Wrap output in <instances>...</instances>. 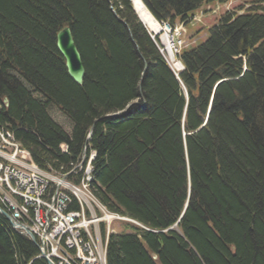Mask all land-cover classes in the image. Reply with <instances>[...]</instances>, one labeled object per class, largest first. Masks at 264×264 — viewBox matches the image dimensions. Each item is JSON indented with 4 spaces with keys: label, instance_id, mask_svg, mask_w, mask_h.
I'll list each match as a JSON object with an SVG mask.
<instances>
[{
    "label": "trees",
    "instance_id": "16d2710c",
    "mask_svg": "<svg viewBox=\"0 0 264 264\" xmlns=\"http://www.w3.org/2000/svg\"><path fill=\"white\" fill-rule=\"evenodd\" d=\"M223 1L142 0L171 26ZM233 1L175 76L131 0H0V128L64 174L93 126L92 191L145 226L111 234L107 264H264V0ZM65 26L81 84L56 48ZM38 254L0 214V264H47Z\"/></svg>",
    "mask_w": 264,
    "mask_h": 264
},
{
    "label": "built area",
    "instance_id": "2783aa9c",
    "mask_svg": "<svg viewBox=\"0 0 264 264\" xmlns=\"http://www.w3.org/2000/svg\"><path fill=\"white\" fill-rule=\"evenodd\" d=\"M8 146L13 147V152L7 150ZM23 153L13 142L11 133L0 128V203L21 224L30 228L44 246L47 256L55 259V264H69L70 260L74 264H103L97 258L107 243V238L102 236L101 223L105 220L108 223L116 216L96 205V198L87 189L94 153L90 154L83 169L81 185L64 182L27 163ZM71 194L77 195L76 208L68 211L67 206L72 204ZM87 217L97 221L92 222V227L85 231L87 237H83L84 232L78 231L76 225ZM48 226L51 232H44V227ZM93 226L96 237L87 245ZM79 241L85 244L83 250L78 247Z\"/></svg>",
    "mask_w": 264,
    "mask_h": 264
},
{
    "label": "rangeland",
    "instance_id": "374dc122",
    "mask_svg": "<svg viewBox=\"0 0 264 264\" xmlns=\"http://www.w3.org/2000/svg\"><path fill=\"white\" fill-rule=\"evenodd\" d=\"M133 8H134V6H133ZM224 8H225V6H220V7H214V6L213 7H206V6H201L200 8L196 9L193 12V16H192V17H194V19H191V21L193 22L192 23V26H194V27H190V28L188 27L189 29L186 31V33L182 32V34H181L180 37H176L175 36L173 38V41L170 44L168 43L169 46H170V48H171V50H172V52H173V57H175V55H174L175 48H177V49L179 48L178 41L180 39H183V42H185L186 45L192 42L193 45L195 46V45L203 42L208 37V34H209L208 33V30H207V27H210V26H212V24H214V22H215L214 20H215V18H217V14L220 13ZM134 11H135V9H134ZM135 13H136V11H135ZM208 17H209V20H208ZM139 20H140V18H139ZM197 21L200 22V23H206V24L205 25H198V22ZM156 22H157V20H156ZM163 22L165 23L164 25H159L157 23L158 24V29H159L157 31V33L156 32L154 33L153 31L151 32L150 30H148V28L144 24L143 25L146 27V29H147L150 37H152V40L153 41H157V44L159 46L158 50L160 49L159 51L160 52L163 51V53L165 51V53L167 55V60L169 62L175 64L176 61L170 59L169 54L165 50V46L164 45H166L165 42H168L170 40L169 38L171 37V32L167 28L177 29L178 27L175 28V27L171 26L169 23H167L166 21H163ZM165 37H167L166 40H165ZM176 58H177V56L175 57V59ZM176 60H178V59H176ZM172 67L174 69V66L173 65H172ZM49 114H50L51 118L55 122H57L59 125H61L65 130L69 131L71 129V123H70V121L56 107H51L50 110H49ZM23 154L25 155L26 159L28 160L27 153L24 152ZM20 157L22 158V156H20ZM89 174H91V170H90ZM96 201L100 205L103 204V203L101 204L97 199H96ZM75 208L76 207H71L72 210H74ZM94 222H96V220H94L93 223ZM105 222H107V220H105ZM119 222H123V221H119ZM124 225L125 224H123V223H118L117 222V223L114 224V226H113V228H112L111 231L109 230L108 223H105V227L104 226L103 227H104V231L105 232H107V231L113 232V230L114 229L117 230V228H118V232H119V231H121V227L124 226ZM92 231H94V228H93ZM99 234H100L101 241H102L103 238L101 236L100 231H99ZM102 244H104L103 241H102ZM105 261H106V264H107V253H106V260Z\"/></svg>",
    "mask_w": 264,
    "mask_h": 264
},
{
    "label": "bare ground",
    "instance_id": "6f19581e",
    "mask_svg": "<svg viewBox=\"0 0 264 264\" xmlns=\"http://www.w3.org/2000/svg\"><path fill=\"white\" fill-rule=\"evenodd\" d=\"M131 2H132V4H133V6H134V9H135V11H136V13L138 14V16H139V18H140V20L142 21V23L148 28V30H150L151 32L153 31L154 33L156 32L157 33V31L159 30L158 29V24H157V22H156V20L154 19V17L150 14V12L148 11V9L145 7V5H144V3H142V0H131ZM234 3H235V1H233V0H228V1H223V2H213V3H208V4H204L203 6H206V7H220V6H225V8L220 12V13H218L217 14V18H218V16L221 14V13H223V12H231V11H233L234 10ZM217 18H215V22H214V24L217 22ZM191 19H194V17H192V15H189L188 16V18L185 20V21H183V22H178V23H176L175 25H173V27H175V28H179V29H182L185 33H186V31L190 28V27H194V26H192V21H191ZM208 20H209V17H208ZM196 22V21H195ZM198 22V21H197ZM168 23V22H167ZM206 23H200V22H198V25H205ZM178 25V26H177ZM213 25V24H212ZM189 27V28H188ZM211 27V26H210ZM208 28V27H207ZM58 33V32H57ZM57 33H56V35H57ZM72 33V32H71ZM73 36V35H72ZM166 38L167 37H165V40H166ZM74 39V38H73ZM169 41L168 42H165V44L166 45H164L165 46V50L167 51V53L169 54V57H170V59L171 60H174V61H176L175 62V64H176V66L177 67H180V63L179 62H181L180 61V59L178 58V54H179V52H180V50H181V48H175V51H174V55H175V57L177 56V58L176 59H178V60H176L175 59V57H173V52H172V50H171V48H170V46H169ZM55 44H56V42H55ZM198 45V44H197ZM194 46V45H193ZM196 46V45H195ZM159 47V46H158ZM160 50V49H159ZM161 54H162V52H161ZM143 96V95H142ZM144 98V97H143ZM133 101V100H132ZM131 102V101H130ZM144 102V101H143ZM203 122H204V120H203ZM87 160H90V159H88L87 158ZM93 160V159H92ZM91 160V161H92ZM82 166V165H81ZM83 168V167H82ZM92 171V170H91ZM92 176V174H89V172H88V181L91 179V176ZM71 181H69V183H70ZM77 194H80L79 192L77 193ZM92 194V193H91ZM76 196L77 195H74V194H72L71 195V198H72V204H69L68 206H67V209H68V211H71L72 209H71V207H75V205H76ZM93 198H95L94 196H93ZM51 200H56V198H52ZM96 205H99L100 207H102V208H105L103 205H100V204H98L97 203V201H96ZM92 219L91 217H87V219L86 220H84V221H80V222H78L77 223V225H76V228H77V230L78 231H80V232H84L83 234H82V236L83 237H87V233L85 232V231H87L91 226H92V223L91 222H93L94 220H96L97 221V219H93V220H90ZM140 225H141V223H140ZM94 228V227H93ZM93 228H92V230H93ZM43 231L44 232H47V233H49V232H51V227H44V229H43ZM93 233H94V231H92L91 232V236L88 238V240H87V245L88 244H90L91 242L93 243V237H96V234H94L93 235ZM108 234H109V231H107V232H105L103 229H102V236H104V237H106V238H108ZM108 243V242H107ZM107 243H105L104 244V248L102 249V253L101 254H99L98 255V260H99V262H101L102 261V263L103 264H106V253H107ZM80 241H79V243H78V247H80V249L81 250H83V248H85V244H80ZM85 250V249H84ZM85 252V251H84ZM72 254V253H71ZM38 256L39 257H42V255L39 253L38 254ZM75 257H77V255H75ZM52 261L53 262H55V260L54 259H52ZM69 264H74V262L73 261H69Z\"/></svg>",
    "mask_w": 264,
    "mask_h": 264
},
{
    "label": "water",
    "instance_id": "95a60500",
    "mask_svg": "<svg viewBox=\"0 0 264 264\" xmlns=\"http://www.w3.org/2000/svg\"><path fill=\"white\" fill-rule=\"evenodd\" d=\"M110 9L116 16L113 8L110 7ZM56 48L65 60V67L67 69V73L69 74V76L77 84H81L83 80V76H84V66L82 64L81 55L76 47L71 30L68 26L63 27L62 29L58 31L56 35ZM146 67H147V64L146 62H144L143 70H145ZM140 98L142 101L145 102L141 92H140ZM5 102H7L6 99H5ZM134 104H138V100H133L129 102L121 113H113L110 116L123 117L127 114V111ZM92 130H93V126L90 128L89 135L92 134ZM87 141L88 139L86 140V143ZM0 214L10 223L13 229L17 230L18 227H21V225L17 223L15 220H13L12 217L7 212H5L1 207H0ZM22 228L24 229V234L28 236L30 241L36 246V248L40 250L41 246L36 241L35 236L28 229H25L24 227ZM42 257L46 261L47 264H54L50 258L44 255Z\"/></svg>",
    "mask_w": 264,
    "mask_h": 264
}]
</instances>
